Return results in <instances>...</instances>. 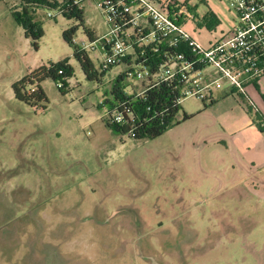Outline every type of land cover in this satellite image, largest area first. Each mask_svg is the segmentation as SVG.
Segmentation results:
<instances>
[{
  "label": "rangeland",
  "instance_id": "374dc122",
  "mask_svg": "<svg viewBox=\"0 0 264 264\" xmlns=\"http://www.w3.org/2000/svg\"><path fill=\"white\" fill-rule=\"evenodd\" d=\"M98 1H80L78 20L61 11L66 0H0V264H264V168L243 152L258 146V79L236 97L240 113L189 96L159 136L115 133L98 103L137 66L101 68L104 53L83 30L106 33ZM172 1L202 47L234 25L224 0ZM23 23L41 30L36 48ZM71 27L96 78L62 37ZM60 60L72 68L61 88L40 81L46 100L35 107L14 98L13 82Z\"/></svg>",
  "mask_w": 264,
  "mask_h": 264
},
{
  "label": "built area",
  "instance_id": "2783aa9c",
  "mask_svg": "<svg viewBox=\"0 0 264 264\" xmlns=\"http://www.w3.org/2000/svg\"><path fill=\"white\" fill-rule=\"evenodd\" d=\"M80 1L65 3L61 11ZM224 1L235 16L234 25L208 47L181 29L179 20L186 9L172 0H161L159 7L148 0H99L96 6L108 29L90 43L96 41L104 53L102 69L121 62L137 66L123 73L142 85L138 91L123 88L128 95L139 97L164 83L176 92L178 105L189 96L208 103L218 92L243 97L245 85L264 75V0ZM117 107L121 110L113 109L110 122L131 119L128 107L122 103Z\"/></svg>",
  "mask_w": 264,
  "mask_h": 264
},
{
  "label": "trees",
  "instance_id": "16d2710c",
  "mask_svg": "<svg viewBox=\"0 0 264 264\" xmlns=\"http://www.w3.org/2000/svg\"><path fill=\"white\" fill-rule=\"evenodd\" d=\"M45 2V0H38ZM70 3L71 0H66ZM63 13L67 16H74L76 19L81 20V10L77 5L69 4L66 8L64 6ZM24 25V38H27L26 29L31 37V46L37 47L36 39L41 36L39 28H26ZM84 33L93 40L92 31L88 28H83ZM74 32V27H71L62 32L64 40L72 47V56L79 64L83 74L87 79L96 78V74L91 68L90 60L84 49L74 46L71 43V36ZM72 74L71 66L64 60L57 62H48L46 65H40L15 82L11 84L12 94L15 99L23 102L24 104L35 107L37 104L46 100L43 91L39 86V82L45 78L54 80L58 88L63 86V79L70 77ZM123 73L116 75L111 86L108 89V97L104 98L98 103L99 106L106 105L107 117L104 118V124L115 133L126 134L131 138L148 139L155 138L162 134L167 128L177 124L179 121L175 119L176 113L179 111L180 106L174 102L176 92L164 83L151 87L146 90L142 96L134 97L123 92ZM57 80L60 82L57 83ZM264 100V95H261ZM214 100L208 102L211 104ZM128 107L132 112L131 119L125 117L122 124L110 122V113L117 108L120 111L118 104ZM205 106V105H204ZM188 116L182 113L181 119ZM129 130V132H128Z\"/></svg>",
  "mask_w": 264,
  "mask_h": 264
},
{
  "label": "crops",
  "instance_id": "0c3cea01",
  "mask_svg": "<svg viewBox=\"0 0 264 264\" xmlns=\"http://www.w3.org/2000/svg\"><path fill=\"white\" fill-rule=\"evenodd\" d=\"M264 75L260 78H258V92L264 94ZM237 95L235 94H225L222 92L216 93V100L211 104L208 105H218V104H228L231 106L233 111L235 110L236 112L240 113L241 109H239L241 106L239 102L236 99ZM261 102V103H260ZM261 101V99L258 96V131L255 129H252L253 133L255 134L256 138L258 139V146L254 145L253 148L247 147L248 145L246 144L245 147H243V152L245 153V159L244 161H258V169L264 168V104ZM263 108V109H262ZM245 126H249V124H245ZM223 129H226L222 127ZM227 130V129H226ZM229 133H233L229 131ZM252 144H249V146ZM225 147V146H224ZM264 177V175L262 176Z\"/></svg>",
  "mask_w": 264,
  "mask_h": 264
}]
</instances>
